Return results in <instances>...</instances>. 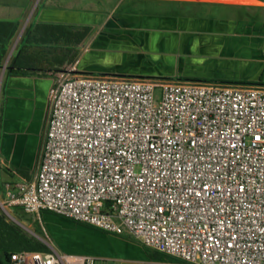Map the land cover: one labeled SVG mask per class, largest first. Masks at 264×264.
<instances>
[{
    "label": "built area",
    "instance_id": "1",
    "mask_svg": "<svg viewBox=\"0 0 264 264\" xmlns=\"http://www.w3.org/2000/svg\"><path fill=\"white\" fill-rule=\"evenodd\" d=\"M49 101L39 171L4 185L3 210L50 212L185 264H264V86L70 68ZM43 242L11 264H94Z\"/></svg>",
    "mask_w": 264,
    "mask_h": 264
},
{
    "label": "crops",
    "instance_id": "2",
    "mask_svg": "<svg viewBox=\"0 0 264 264\" xmlns=\"http://www.w3.org/2000/svg\"><path fill=\"white\" fill-rule=\"evenodd\" d=\"M0 21L20 25L3 63L7 68L30 25H64L89 28L77 60L65 69L79 75L264 86L262 0H0ZM7 68H0L2 192L6 183L33 180L39 171L56 74L8 76ZM38 218L50 228L60 222L78 226L77 237L55 233L53 246H75L82 254H64L91 257L94 264H185L130 236L50 212Z\"/></svg>",
    "mask_w": 264,
    "mask_h": 264
},
{
    "label": "trees",
    "instance_id": "3",
    "mask_svg": "<svg viewBox=\"0 0 264 264\" xmlns=\"http://www.w3.org/2000/svg\"><path fill=\"white\" fill-rule=\"evenodd\" d=\"M19 26L17 22L0 21V68L3 67L9 46L18 32ZM88 35L89 28L87 27L32 24L26 29L17 54L11 59L7 75L34 76L46 73L47 70L52 73L65 71L68 65L77 60L78 47L87 39ZM24 171L25 169H20L18 172L24 173ZM16 212L21 214L26 222L32 223L34 215L27 214L18 208ZM78 224L90 227L82 223ZM36 227V233L40 234L37 224ZM21 251L48 252L49 248L43 241L30 235L0 214V261L3 264H11V255Z\"/></svg>",
    "mask_w": 264,
    "mask_h": 264
},
{
    "label": "rangeland",
    "instance_id": "4",
    "mask_svg": "<svg viewBox=\"0 0 264 264\" xmlns=\"http://www.w3.org/2000/svg\"><path fill=\"white\" fill-rule=\"evenodd\" d=\"M11 61H9L10 64ZM0 120H1V116H0ZM1 185V182H0ZM0 200L3 201V195H2V188L0 186ZM7 213H5V211L0 207V214L4 215L8 221L13 222L14 223V219L16 221H18L20 224H22L24 227H26L29 231H27L26 229H24L27 233H29L30 235L33 234H37L36 233V224L38 225V228L40 229L39 233L37 234V238L42 240H47V241H53L54 242V234L55 233H68L69 234H74L77 237V234H79L80 232V228L74 224L68 223V222H60L58 224H55L53 228H50L51 226H47L45 221L42 218H38L35 215V219H33L32 224H29L28 222H26V220L21 216V214H18L16 212V209H7ZM64 235V234H62ZM33 236V235H32ZM35 236V235H34ZM65 237V236H64ZM66 239H62V241H65ZM57 251L58 252H62V254L65 253H69V254H75V255H79L82 254L81 250H78L75 248V246H73L72 248L63 250L60 248V246H57Z\"/></svg>",
    "mask_w": 264,
    "mask_h": 264
},
{
    "label": "water",
    "instance_id": "5",
    "mask_svg": "<svg viewBox=\"0 0 264 264\" xmlns=\"http://www.w3.org/2000/svg\"><path fill=\"white\" fill-rule=\"evenodd\" d=\"M3 68L6 69V68H7V64L3 65ZM4 211H5V210H4ZM5 213L8 214L7 211H5ZM14 223L17 224L18 226H20L22 229H26L27 231H29L26 227H24L22 224H20V223H19L18 221H16L15 219H14ZM29 232H30V231H29ZM30 233H31V232H30ZM32 235H33V236L35 235V237L37 236L36 234H33V233H32ZM37 237H38V236H37ZM42 241H43V240H42ZM0 264H3V263L0 261Z\"/></svg>",
    "mask_w": 264,
    "mask_h": 264
}]
</instances>
